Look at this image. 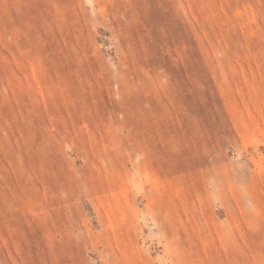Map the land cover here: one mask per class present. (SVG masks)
Returning <instances> with one entry per match:
<instances>
[{"label": "rangeland", "instance_id": "374dc122", "mask_svg": "<svg viewBox=\"0 0 264 264\" xmlns=\"http://www.w3.org/2000/svg\"><path fill=\"white\" fill-rule=\"evenodd\" d=\"M0 264H264V0H0Z\"/></svg>", "mask_w": 264, "mask_h": 264}]
</instances>
